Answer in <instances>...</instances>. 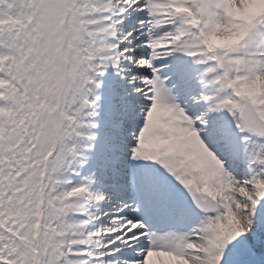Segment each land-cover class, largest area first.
Masks as SVG:
<instances>
[{"label":"snow or ice","instance_id":"obj_1","mask_svg":"<svg viewBox=\"0 0 264 264\" xmlns=\"http://www.w3.org/2000/svg\"><path fill=\"white\" fill-rule=\"evenodd\" d=\"M0 264H264V0H0Z\"/></svg>","mask_w":264,"mask_h":264}]
</instances>
